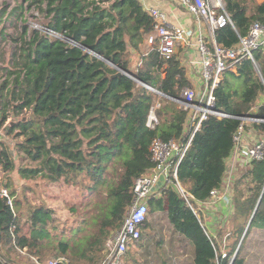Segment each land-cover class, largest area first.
<instances>
[{
  "label": "trees",
  "instance_id": "obj_1",
  "mask_svg": "<svg viewBox=\"0 0 264 264\" xmlns=\"http://www.w3.org/2000/svg\"><path fill=\"white\" fill-rule=\"evenodd\" d=\"M224 2L234 27L216 31L214 38L219 46L229 49L247 35L252 24L264 25V0L252 5L244 0ZM47 12L51 16L48 31L59 38L40 40L33 31L32 47L17 69L23 77L15 76L8 101L15 117L24 110L31 114L13 124L7 134L16 139V151L35 164L31 169H19L23 178L62 182L93 194L95 199L102 197L93 205L82 237L80 227L68 239H58L47 229L51 212L44 207L23 211V202L4 183L13 199L10 208L6 198L0 197V264H16L11 253L19 255L24 249L28 258L47 255L69 264H95L110 231L121 228L133 199L134 181L153 167L152 141H188L193 124L178 101L191 83L177 57L164 61L155 50L140 53L132 68V50L140 52L152 31V20L138 0H49ZM253 59L255 66L245 58L235 71L224 73L214 95L216 110L226 117L211 116L202 122L178 166V183L192 197V204L206 201L212 190L221 187L241 119L264 120V102H260L264 48L254 51ZM116 68L127 71L139 83L125 75L113 77ZM152 108L157 123L150 128L147 119ZM8 118L1 114L0 127ZM247 124L264 134V122ZM0 166L3 171L14 169L11 154L2 143ZM233 187V243L224 257L218 253L216 240L187 207L174 180L159 198L149 200L148 215H166L173 230L191 243L192 264H231L259 199L248 231L253 226L264 232V150L263 159L251 162ZM148 228L146 219L141 238ZM243 242L232 264H244L239 256Z\"/></svg>",
  "mask_w": 264,
  "mask_h": 264
},
{
  "label": "built area",
  "instance_id": "obj_2",
  "mask_svg": "<svg viewBox=\"0 0 264 264\" xmlns=\"http://www.w3.org/2000/svg\"><path fill=\"white\" fill-rule=\"evenodd\" d=\"M147 1L138 0L143 11L152 20V31L146 36L144 54L155 50L164 61L177 57L181 66L184 67V58L180 50L191 46V38H196L198 42L197 51L200 61L198 66L196 64L192 66L197 79L193 80L190 88L182 91V100L178 101L180 108L189 113L188 121L193 124V127L188 141L184 144L174 141L163 142L159 139L152 141L150 155L153 167L134 181L133 199L121 228L110 236L102 251V259L97 264H123L127 252L131 248L138 247L140 243L141 228L148 216L149 200L159 198L162 189L168 187L172 180L202 228L204 225L200 215L205 211L213 217L216 216L215 213L219 214L218 219H223V222L233 213L232 192L229 184L223 191H220V188L212 190L206 201H195L192 204L190 202L192 197L178 183L177 169L202 122L211 116L226 117L224 113L216 110L215 90L224 73L235 71L236 64L240 60L247 58L255 66L253 52L264 48V25L257 22L252 24L247 35L239 37L236 45L224 49L216 43L215 32L226 27L233 28L234 25L223 0H157L159 5L150 4ZM181 15L185 18L180 19ZM188 19L192 20V28L184 27ZM155 107H158V104ZM153 110L154 108L150 110L147 119V126L150 128L157 123ZM241 120L243 123L234 136V149L240 145L246 123L264 122L253 117ZM263 150L264 140L254 141L251 146L245 147L242 150L243 156L246 157L245 166L249 167L251 162L262 160ZM160 177H163V181L159 185ZM0 197L6 198L8 205L12 208L7 189L0 188ZM215 202L221 203L219 212L211 210ZM225 211L227 218L220 215ZM19 252L22 255L26 253L25 249ZM29 259L32 264H60L58 259H40L33 256Z\"/></svg>",
  "mask_w": 264,
  "mask_h": 264
},
{
  "label": "rangeland",
  "instance_id": "obj_3",
  "mask_svg": "<svg viewBox=\"0 0 264 264\" xmlns=\"http://www.w3.org/2000/svg\"><path fill=\"white\" fill-rule=\"evenodd\" d=\"M48 1L0 0V116L2 113H6L9 117L0 127V143L7 148L14 164V169L9 172L3 171L0 166V188L6 189L3 184H9L10 188L15 191L16 196L23 202V211L27 207H44L48 209L51 212L49 214L51 221L47 225L50 236L54 235L58 239H68V237L72 236L71 233L80 227H83V232L80 236L84 234L89 225L93 205L101 199L102 195L95 199L93 194L84 193L78 187L66 186L62 182L49 184L41 178H34L32 180L23 178L19 169H31L35 167V164L16 151V139L7 134L8 129L13 124L29 118L31 114L30 110H24L18 117H15L11 107H9L8 101L15 76H19L20 80L23 77L22 72L17 69L27 54L28 48L32 47L31 41L34 39L33 31H36V35L40 40L44 38H59L58 35L49 32L47 28L51 21V16L47 12ZM262 1L244 0L247 5L261 3ZM108 5L101 4L102 7H107ZM184 18V15L180 16V19ZM191 23V19L186 20L184 27L192 28ZM197 45L196 38H191V46L180 50L184 58L183 65L191 72L193 79H197V76L194 74L192 66L193 64L198 66V61H200ZM131 53L132 58H134L131 64L132 68L135 69L139 57H136L133 51ZM260 102H264V94L260 97ZM245 127L252 129L248 124ZM257 137L260 138L259 140H264V134H258V136L256 135ZM247 142H250V139ZM252 144L253 142L249 145L251 146ZM238 148L240 147L238 146ZM246 170L239 171L236 180ZM242 190H239L240 194ZM230 191L235 194L234 187L230 186ZM10 199L12 201L13 198ZM232 210L233 213L224 222L222 221L223 219H218L219 214L217 213L214 214L216 215L215 217L211 216L207 211L204 212L205 216L204 214L200 215L204 228L208 235L216 240L218 253L222 255L227 252V248L233 243L232 232L235 227V209L233 203ZM147 220L149 228L144 231L138 247L135 249L131 248L127 252L123 264H192L191 243L173 230L164 213L156 212L152 215L149 214ZM206 222L209 223L208 226H205ZM116 231H110V235H113ZM73 237L75 239L77 235ZM244 239L239 253V256L244 259V264H264V232L253 229L252 226L246 232ZM11 257L16 264H32L30 259L24 255L11 253ZM99 257L101 260L102 252L99 254ZM38 258L52 259V257L47 255ZM73 264L88 263L81 261Z\"/></svg>",
  "mask_w": 264,
  "mask_h": 264
},
{
  "label": "crops",
  "instance_id": "obj_4",
  "mask_svg": "<svg viewBox=\"0 0 264 264\" xmlns=\"http://www.w3.org/2000/svg\"><path fill=\"white\" fill-rule=\"evenodd\" d=\"M147 2L150 4H154V5H159V2H157V0H148ZM132 51L136 54V57L140 58L139 54L144 53L146 51L145 43L142 46H140V52H135L134 50H132ZM132 59H134V58H132V56H131V61H132ZM185 69H186L187 79L189 80V82L191 84H193L194 79L192 78L191 72L188 71L186 67H185ZM250 132H252V133H250ZM256 135L258 136V134L255 132V130L247 129V127H245V130H244L243 136L241 137V142L239 145L240 148L234 149L226 161V170L224 173V178H223L222 185L220 187V191H223L227 184H229L230 186H233V183L236 180L239 171H242L243 169L246 170V168H249L248 166L247 167L245 166L246 157L243 156L244 151H242V150H244L245 147L250 146L249 144L251 142L259 141L260 138H258V137L256 138ZM248 139H250V142H247ZM211 210L215 211V212H219L221 210V203L215 202L212 205ZM220 215H223V218H225L226 217V211L222 214L220 213ZM208 225H209V223L206 222L205 226H208Z\"/></svg>",
  "mask_w": 264,
  "mask_h": 264
},
{
  "label": "water",
  "instance_id": "obj_5",
  "mask_svg": "<svg viewBox=\"0 0 264 264\" xmlns=\"http://www.w3.org/2000/svg\"><path fill=\"white\" fill-rule=\"evenodd\" d=\"M82 49H84V48H82ZM100 59H102V58H100ZM116 69H117V73H116V75H114L113 77L120 76V75H125V76H128V77L134 79L136 82H138L134 77H132L131 75H129V73H128L127 71H122V70H120V69H118V68H116ZM138 83H139V82H138ZM144 86H145V85H144ZM145 87H146L147 89H149L150 91H152L153 93H156L157 95L163 96L161 93L157 92L156 90H154V89H152V88H149L148 86H145ZM246 117H250V116H246ZM246 117H244V118H246ZM162 181H163V177H160L159 185L161 184ZM259 203H260V199L258 200L256 207L254 208V211H253V213H252V215H251V217H250V219H249V221H248L247 227H246V229H245V231H244V233H243V235H242V237H241V239H240V242H239V244H238V246H237V248H236V250H235V252H234V255H233L232 259H231V264H232V262L234 261V259L237 257V254H238V252H239V249H240L241 243H242V241H243V239H244V237H245V235H246L247 230H248L249 227H250V224H251V222H252V220H253V218H254V215H255V213H256V210H257V208H258ZM58 262H59L60 264H69L65 259H62V258H59V259H58Z\"/></svg>",
  "mask_w": 264,
  "mask_h": 264
},
{
  "label": "bare ground",
  "instance_id": "obj_6",
  "mask_svg": "<svg viewBox=\"0 0 264 264\" xmlns=\"http://www.w3.org/2000/svg\"><path fill=\"white\" fill-rule=\"evenodd\" d=\"M209 119V118H208ZM172 183V182H171ZM239 244V243H238Z\"/></svg>",
  "mask_w": 264,
  "mask_h": 264
}]
</instances>
